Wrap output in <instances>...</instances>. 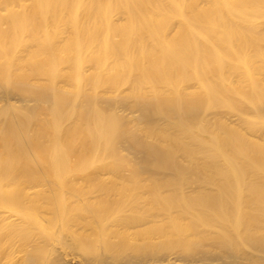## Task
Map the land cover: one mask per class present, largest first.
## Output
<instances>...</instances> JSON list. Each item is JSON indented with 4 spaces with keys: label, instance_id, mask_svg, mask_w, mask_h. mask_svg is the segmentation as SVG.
<instances>
[{
    "label": "bare ground",
    "instance_id": "obj_1",
    "mask_svg": "<svg viewBox=\"0 0 264 264\" xmlns=\"http://www.w3.org/2000/svg\"><path fill=\"white\" fill-rule=\"evenodd\" d=\"M240 1L242 9L264 4ZM220 3L210 0L217 16L231 13L228 9L237 2L224 0L223 7ZM0 4L5 5L3 11L15 10L10 2ZM162 11L154 9L152 23L163 17ZM9 23L14 33H26L34 43L41 38L40 30H49L46 23L34 27L24 18ZM71 28L77 32L74 24ZM62 45L70 47L68 40ZM5 77L0 68V144L11 147L6 150L14 158L19 154L16 160L33 151L39 160L20 168L15 164L16 170L4 164L6 159L0 163V264H264V180L249 181L248 164L230 176L222 169L226 167L212 163L211 158L238 143L214 136L223 124L209 117L206 103L87 93L63 97L57 89L23 79L9 85ZM70 77L63 76L66 82ZM260 101L256 109L264 114V99ZM85 128H96L90 136L102 143L98 149L105 145L103 159L118 160V152L126 151L138 171L152 177H128L119 170L109 178L80 174L63 161L60 145L68 134ZM137 128L148 130L143 134ZM153 130H158L159 143L153 140ZM168 133L178 138L171 145L169 135L163 138ZM160 138L170 146H162ZM46 140L57 149L51 161L48 153L42 155ZM74 170L79 173L71 175ZM42 172L45 175H38ZM166 221L173 225L165 232ZM202 227L210 229L203 232Z\"/></svg>",
    "mask_w": 264,
    "mask_h": 264
},
{
    "label": "rangeland",
    "instance_id": "obj_2",
    "mask_svg": "<svg viewBox=\"0 0 264 264\" xmlns=\"http://www.w3.org/2000/svg\"><path fill=\"white\" fill-rule=\"evenodd\" d=\"M0 2H10L15 9L8 13L2 10L5 5L0 4V43L3 48L0 49V68L9 77V85L20 80L40 88L57 89L59 96L63 97L87 93L101 97L143 96L151 100L153 97H182L191 102L200 99L206 103L205 110L209 117L223 124L222 129L214 128V136L230 138L235 140V144H240L215 159L211 158L217 162L212 163L218 168L220 164L223 165L226 167L222 168L224 171L231 169L227 172L230 176L237 174L235 170L241 168V164H253L252 167L248 166L245 177L249 181L264 180V114L257 110L261 106L260 100L264 99V4L261 3L259 9H242V2L236 0V5L228 9L231 13L217 16L212 12L210 0H158L156 3L146 0ZM220 2L219 6L223 7L224 0ZM157 7L164 8L163 17L152 23L149 18ZM11 18H24L34 27L46 23L49 30L46 34L40 30L41 38L34 43L26 33L13 32L9 23ZM73 24L77 32L71 28ZM67 40L70 47L63 48L62 42ZM66 73L71 76L67 82L63 78ZM103 111L106 115V111ZM85 129L89 133L72 132L60 145L64 151L63 161L75 165L80 174H103L102 177L109 178L115 177L119 170V175L121 172L126 176L152 177L149 173H140L138 165L126 151L118 152V160L103 159L105 145L98 149L101 146L98 144L102 143L95 142L90 136L96 128ZM137 130L143 133L148 129ZM44 133L51 136L50 131L45 130ZM45 134L49 139L50 136ZM171 134L163 135V138ZM174 135L170 136L169 144L173 138L174 141L178 139ZM156 136L158 130L155 137L151 135L150 139L153 137L155 141L158 139ZM49 143L45 145L48 149L44 146L46 152L42 154V150L40 154L48 153L51 161L57 149ZM170 145L166 142L162 146ZM87 147L90 154H82ZM7 148L10 151L11 147L0 144V154L3 153L0 163L6 159L4 164L11 170L25 166L28 161L34 163L39 160L35 151L30 153L34 154L32 156L28 154L27 158L24 155L16 160L19 154H15L14 158ZM216 152L213 151V154ZM78 155H81L79 159L86 158L80 163L78 159L77 163ZM198 158L203 159V156ZM75 171H71V175ZM61 172L65 173V170ZM38 175L45 174L42 172ZM166 222L163 223L165 232L171 230L173 225ZM208 228L204 227L205 232L206 229L209 231ZM204 230L202 227L201 231ZM187 234L189 237L190 232Z\"/></svg>",
    "mask_w": 264,
    "mask_h": 264
}]
</instances>
